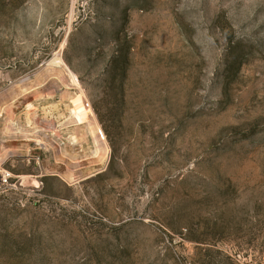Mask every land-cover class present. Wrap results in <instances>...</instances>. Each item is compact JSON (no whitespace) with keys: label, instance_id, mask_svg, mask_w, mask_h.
Returning <instances> with one entry per match:
<instances>
[{"label":"rangeland","instance_id":"obj_1","mask_svg":"<svg viewBox=\"0 0 264 264\" xmlns=\"http://www.w3.org/2000/svg\"><path fill=\"white\" fill-rule=\"evenodd\" d=\"M56 57L110 151L78 182ZM2 158L0 264H264V0H0Z\"/></svg>","mask_w":264,"mask_h":264},{"label":"bare ground","instance_id":"obj_2","mask_svg":"<svg viewBox=\"0 0 264 264\" xmlns=\"http://www.w3.org/2000/svg\"><path fill=\"white\" fill-rule=\"evenodd\" d=\"M48 64V66L58 68L56 72L59 71L58 73H60L62 77L67 76L69 79V85L64 83L61 84V87H64V90L69 89V97L66 93L62 94L63 98L61 100L53 102L47 107H43V112L48 116L53 114V112L58 113L57 116L53 115V117L56 118L57 123H55L51 129H49L50 134L48 139L50 144L58 148L59 152L61 153L60 156L62 155L63 161L67 162L69 165H63V163L50 164L47 166V169L50 173L58 175L62 179L78 182L104 170L109 161L110 151L102 137V130L95 122V118L93 119L92 117L88 116V109L82 104L83 102L80 103V105L73 104L78 99L77 95L80 92L76 93V91L74 92L72 90H80L81 95L83 93L77 75L70 69L68 64L61 57L54 58ZM18 95L23 94L19 93L16 96ZM46 95L47 98H53L54 96L52 93ZM46 95H39L38 98L46 97ZM24 107L26 108L24 124H16H18V129L21 130L24 135L29 136L31 131H33L35 134L36 130L40 129V123H38L39 108L36 106V104L30 101H28V103L26 102ZM64 109L67 110V114L62 112ZM88 137L90 138L91 143H89ZM40 143L43 147L45 146V140L42 139ZM4 148L6 151L5 155H9L14 151L11 146H4ZM22 149V146H19L17 150ZM3 159L4 158L0 159V161Z\"/></svg>","mask_w":264,"mask_h":264},{"label":"built area","instance_id":"obj_3","mask_svg":"<svg viewBox=\"0 0 264 264\" xmlns=\"http://www.w3.org/2000/svg\"><path fill=\"white\" fill-rule=\"evenodd\" d=\"M6 174H7V173H6ZM6 174L3 173L2 175H0V176H1V184L7 182V175H6ZM8 176H9V174H8Z\"/></svg>","mask_w":264,"mask_h":264},{"label":"water","instance_id":"obj_4","mask_svg":"<svg viewBox=\"0 0 264 264\" xmlns=\"http://www.w3.org/2000/svg\"><path fill=\"white\" fill-rule=\"evenodd\" d=\"M0 184H1V176H0Z\"/></svg>","mask_w":264,"mask_h":264}]
</instances>
